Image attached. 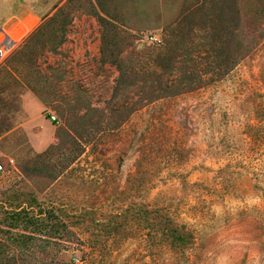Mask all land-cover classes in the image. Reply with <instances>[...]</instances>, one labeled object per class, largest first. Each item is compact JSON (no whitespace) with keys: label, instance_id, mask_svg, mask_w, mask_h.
<instances>
[{"label":"rangeland","instance_id":"rangeland-1","mask_svg":"<svg viewBox=\"0 0 264 264\" xmlns=\"http://www.w3.org/2000/svg\"><path fill=\"white\" fill-rule=\"evenodd\" d=\"M6 7L0 264H264V0Z\"/></svg>","mask_w":264,"mask_h":264},{"label":"built area","instance_id":"built-area-1","mask_svg":"<svg viewBox=\"0 0 264 264\" xmlns=\"http://www.w3.org/2000/svg\"><path fill=\"white\" fill-rule=\"evenodd\" d=\"M13 34L9 29L5 28L4 26L0 25V63H2L6 57L9 55L11 51V44L18 45L22 42L25 37V34L16 36ZM151 41H160V39L153 35L149 37ZM52 121L57 122L58 117L55 114H51ZM12 161V160H11ZM6 170V160L4 158V154L0 149V173Z\"/></svg>","mask_w":264,"mask_h":264},{"label":"crops","instance_id":"crops-1","mask_svg":"<svg viewBox=\"0 0 264 264\" xmlns=\"http://www.w3.org/2000/svg\"><path fill=\"white\" fill-rule=\"evenodd\" d=\"M6 8L7 9H3L2 11H0V25L9 29L14 34V31L17 30V26L15 27L14 22L12 23L10 22L12 13L9 10V7H6ZM16 14L24 28H27L28 24L31 23L32 20H36L38 24V22H40L44 18L43 17L44 13L39 11L37 8L32 9L31 7H28V6L25 8L24 7L21 8L20 11Z\"/></svg>","mask_w":264,"mask_h":264},{"label":"trees","instance_id":"trees-1","mask_svg":"<svg viewBox=\"0 0 264 264\" xmlns=\"http://www.w3.org/2000/svg\"><path fill=\"white\" fill-rule=\"evenodd\" d=\"M54 20V17L50 19ZM163 234H167L170 239V244L178 249H185L187 246V239L191 238V233L188 232L184 226L174 227L170 224L164 227Z\"/></svg>","mask_w":264,"mask_h":264}]
</instances>
